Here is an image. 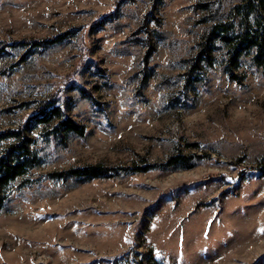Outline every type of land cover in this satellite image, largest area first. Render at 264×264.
Returning a JSON list of instances; mask_svg holds the SVG:
<instances>
[{"label": "rangeland", "instance_id": "obj_1", "mask_svg": "<svg viewBox=\"0 0 264 264\" xmlns=\"http://www.w3.org/2000/svg\"><path fill=\"white\" fill-rule=\"evenodd\" d=\"M245 1L0 0V46L73 32L7 45L0 131L52 94L87 127L50 138L51 125L33 126L40 162L8 188L0 264H264V68L246 52L230 77L217 40L211 63L190 70L203 33L236 30ZM177 154L201 157L168 166ZM135 162L157 166L124 169ZM95 163L119 171L51 174Z\"/></svg>", "mask_w": 264, "mask_h": 264}, {"label": "trees", "instance_id": "obj_2", "mask_svg": "<svg viewBox=\"0 0 264 264\" xmlns=\"http://www.w3.org/2000/svg\"><path fill=\"white\" fill-rule=\"evenodd\" d=\"M240 15L239 26L233 29L231 23L223 21L216 22L207 29L200 41L190 70L196 71L201 64H209L213 58V52L216 49V41L220 40L226 45L224 56L225 68L230 77L237 75L233 69L239 66L242 56L246 52L253 53V62L264 68V0H246L243 4L235 7ZM113 14L110 12L104 17ZM99 20V21H101ZM73 32L71 30L60 33L59 35L48 39H21L18 41L6 43L0 46V56L9 46H22L26 48L45 47L56 43H62ZM147 50L144 58L147 59L150 54L151 45H146ZM71 87V86H70ZM82 95L88 97L92 102L97 103L88 89L77 86ZM34 111L27 115L21 124L15 128H7L0 131V141L7 140L4 152L0 154V209L3 207L9 196L8 188L21 175L29 173L39 162L40 156L32 149L34 139L31 131L35 124L43 123L51 125L49 137L63 138V132H73L78 135H85L87 127L85 124L75 120L61 103L58 95L52 94L44 99H38L34 106ZM55 123L53 124L52 122ZM201 157L198 154H177L168 159V166L193 167L195 161ZM154 164H141L135 162L133 165L124 167L131 171H148L155 168ZM117 167L108 166L102 163L87 164L84 166L70 167L60 171L52 172L56 177L67 178L69 176L83 179H94L99 177H111L117 174Z\"/></svg>", "mask_w": 264, "mask_h": 264}, {"label": "snow or ice", "instance_id": "obj_3", "mask_svg": "<svg viewBox=\"0 0 264 264\" xmlns=\"http://www.w3.org/2000/svg\"><path fill=\"white\" fill-rule=\"evenodd\" d=\"M261 231H264V229H261Z\"/></svg>", "mask_w": 264, "mask_h": 264}]
</instances>
